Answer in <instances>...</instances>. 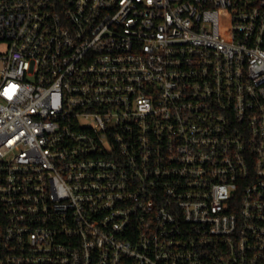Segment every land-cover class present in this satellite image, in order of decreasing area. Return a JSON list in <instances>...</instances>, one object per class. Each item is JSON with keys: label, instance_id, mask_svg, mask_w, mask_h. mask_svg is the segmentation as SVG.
<instances>
[{"label": "built area", "instance_id": "1", "mask_svg": "<svg viewBox=\"0 0 264 264\" xmlns=\"http://www.w3.org/2000/svg\"><path fill=\"white\" fill-rule=\"evenodd\" d=\"M0 264H264V0H0Z\"/></svg>", "mask_w": 264, "mask_h": 264}]
</instances>
